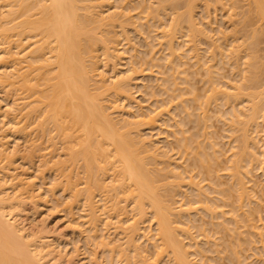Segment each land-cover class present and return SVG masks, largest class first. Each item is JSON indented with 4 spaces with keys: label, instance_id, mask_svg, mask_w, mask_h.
Wrapping results in <instances>:
<instances>
[{
    "label": "bare ground",
    "instance_id": "1",
    "mask_svg": "<svg viewBox=\"0 0 264 264\" xmlns=\"http://www.w3.org/2000/svg\"><path fill=\"white\" fill-rule=\"evenodd\" d=\"M84 1L85 4L83 3ZM89 1L92 2L89 3L88 0H0V89L5 94L7 93L5 96L12 94V99H9L11 101H8V104L6 102L4 110L0 113V117L8 119V125L6 122L7 129H5L8 134L3 133V131L0 133V161H4L0 165V175H4L0 176V264H102L100 260H97L96 250L101 255L103 254L108 264H251L253 260L251 257L254 254L255 260L253 261H256L257 264H264V225L260 226L255 223L256 220H260V202L258 203L257 199L252 200V196L256 192L254 185L257 184V180L255 179L256 181L250 186L251 179L249 178H253L251 173L257 170L264 180V93L262 92L264 88L259 91V93H263H260L261 95L257 94L258 91L256 93L244 92L246 93L245 97L243 93L244 88L247 87L248 90V82L252 83V80H256L258 83L254 82V86L250 84L251 90V87L254 89L257 86L261 87V83L264 82V75L262 76L261 74L263 72L261 68L264 69V66L262 67L260 62L261 67L259 66V58L255 60L257 52H254L257 49L253 52L254 47L257 44H261L259 39L261 41V36L264 35L262 34L264 33V0H150L149 2L148 0H146L147 2L138 0V4L132 0V5L134 6L132 10V5H129L131 2L128 4L131 7L126 5L131 0H124L125 2L121 0L124 5H122L123 3L120 0H116L118 4L116 7L120 8L123 6L124 11L122 12L119 9V11L117 10L118 12L115 11L117 7L112 12L113 6L111 9L108 8V10H111L107 11L108 13H104L103 9L99 8L101 5L103 7L108 5L106 0ZM104 1H106L107 5ZM142 1H145L144 4L148 3L142 6H146V9L151 4L147 9L149 11L152 8V3L155 9V3L156 5L158 4L157 8H159L156 9L157 11L162 9L161 12L156 11L155 15V11L151 10L152 12L150 13L153 14L152 16L155 19L161 20L162 17L160 15L164 16L166 10L169 12V15H167L169 16L168 25H165L167 24L166 16L163 26L161 25L160 27L164 29L166 26V28L170 27L172 30L166 29L167 31L169 30L168 33L162 30L160 36L157 35L164 40L162 45L166 46V48L164 47L168 52L165 53L166 57L168 54L179 58L178 56L181 54L186 55L190 52V48L183 50L180 49L179 43L175 44L174 33H177L178 30H180V33L185 32L182 35L189 37V39L186 38L187 41L195 38V40L201 38L207 41L208 32L210 31L207 30V27L202 26L205 22L198 21L196 17L200 8L201 11L206 12V20L209 13H211V9L213 12H216L217 9L222 11L226 3L228 10L230 9L229 13L226 12V8L224 10L228 17L233 19L236 16L234 23H238L235 25L240 24V29L242 28L245 33L249 32L248 35L244 32L243 34L240 33L243 36L241 37L240 35L239 38H242V40L248 38V40L244 39L241 41V44L245 42L242 45L237 42L238 45L236 46V38L233 34L234 32L236 35V27V32L232 31V33L227 35H221L220 40H225L224 43L229 42V39L230 43L235 42L233 46L235 51L233 48L230 49L232 47L230 44H227V46L230 45L227 49H230V51L228 53L223 52L222 48L220 52L221 48L219 47L222 42L215 43L219 39L213 40L217 45L220 43L219 46L212 43L209 46L211 48L214 46L211 49L212 56L219 54L223 57L222 55L225 53V57H231V59L234 57L231 61H233L235 66L232 67H236V71L241 68L242 72H240L241 74L239 73L240 75L238 74L240 77H237L239 80L235 85L227 84V87L224 86L225 88L219 87L223 83L219 85L218 82L216 83V79L211 82L212 77L210 76V79L208 78V81H210L208 86L211 88L209 90L210 95H207L208 97L206 98L207 104L208 100H212L215 103L216 100L220 101V99H224L223 101L226 105H230L231 102L233 103L240 98V103L244 99L247 102H245L247 107L244 109L247 112L243 111L244 107H241L242 109L237 107L239 106L238 101L235 102L236 105H234L235 103L231 105L237 108L231 107L233 108V110L230 109L231 112L229 109L225 110L228 113L226 115L228 116L227 119L230 118L228 122L230 126H228H232L231 129L228 127L231 131L228 128L227 130L233 133L235 131V133H229L231 136L233 135L230 137V139L232 138L231 140L228 139L229 143H232L228 150L230 153L225 155V157L223 156V159H221L222 157L219 159L218 155L222 152L217 153L218 150L214 147L215 143L213 141H209V145V142L206 141L207 139H204L206 136L201 135L202 133L199 134L203 136V139L196 141L193 137H197L198 135L196 136L195 133L198 134V132L190 131L195 135L191 133L189 135V131L186 134L184 131L187 129L182 130L183 128L180 132V128L177 130L179 134L176 131L174 132L176 135L174 137V147L176 149L174 154L169 155L166 153L167 151H164L165 149H163L164 152L161 151L160 147L151 139L147 141L148 139L140 131V126L152 125L156 121L154 112L143 111V113L140 112L137 115L135 111L137 116L133 117L134 110L129 108L131 111L128 109V111H125L123 110L125 109L124 106H118L120 99L129 100L132 98L129 93L131 79L133 78L132 74L131 72L130 75L112 71L111 76H106L108 72L99 67L98 60L103 55L104 58L102 57V59L106 60L105 63L110 62L113 66L115 59L121 57L120 54L122 55V52L116 48L119 41L117 39L118 29L123 28L124 33V28L126 27L127 31L125 32L127 33L129 31L128 27H130L127 25L132 24L133 26L134 24L137 30L141 27L142 32L144 31L143 29L149 26L151 30V24H148L149 26L147 27L146 23H151L153 17L146 13L145 8L141 7ZM239 2L242 4H239ZM125 5L127 8H125ZM139 5L141 8L138 7ZM137 7L140 9L136 13L138 15L140 13V16L135 15V12H133L135 14L130 13V10L132 12ZM237 8L241 11L235 12ZM126 10L127 12H125ZM141 14L144 16L148 15L147 17L149 18L151 16V20L148 21L149 18L146 17L144 18L147 20L143 19ZM132 15L136 16V20L137 18L139 19V21L137 20L138 25H136L135 16L133 17ZM142 19L144 23L147 21L145 23L146 27L141 23ZM157 19L152 21V23H155ZM258 21L263 22V25ZM158 22L159 25L160 22L162 23V21ZM208 23L204 25L208 26ZM255 23H259V28L261 27L262 31L258 27L255 30ZM154 25L156 24H153L152 29H156L157 26L154 27ZM116 26L117 28H115ZM136 26L139 27L137 28ZM249 26L251 29L246 31L245 28L249 29ZM253 26H255V29L252 30ZM103 29L104 32L102 34ZM212 29L209 30L212 31ZM242 29L238 31L240 32ZM114 30H116V33ZM98 31L101 34H98ZM139 32L142 33L140 30ZM239 32L237 33L239 34ZM259 33L261 35L258 36ZM124 38L127 39L128 37L124 36ZM124 38L123 42H125ZM176 41H178L177 38ZM208 41L210 40L208 39ZM150 43L152 42L148 44ZM126 44L124 46L121 45V47L126 48ZM98 49L102 50L101 54H98ZM128 49L130 50V48ZM148 50L152 51L150 47ZM180 50L182 51L181 54L179 53ZM224 50L226 51V49ZM240 50L241 53L244 52L246 54L242 56L239 53ZM231 51L235 54L231 55ZM135 52H137L136 48ZM151 55L150 58L148 57L149 59L147 58L148 55L144 57V60L151 61L154 64L153 67L158 66L159 63L156 64L153 61L155 58L151 57ZM167 58L166 60H168ZM241 58L244 60L242 61ZM103 60L101 63H103ZM142 60L143 58L141 62H143ZM238 61L239 63L242 62L240 63L241 65L238 64ZM144 62V65L147 64V70L150 66L149 69L151 71L152 65H149L150 63L147 61ZM256 62L259 71L257 67H254ZM105 63L103 66L108 65ZM169 66L171 65L169 64ZM209 66H206L205 71L207 74L211 72V66ZM237 66L238 68L240 66V68L238 69ZM254 73L258 77L261 75L259 80H257L258 77L256 76V78ZM173 75L176 77L174 73ZM175 80L173 78L169 82ZM179 81L181 82L180 79ZM167 82L168 80H166V85ZM213 83L219 86H215ZM243 85L245 87H242ZM165 88L168 92V88ZM174 90L175 88L171 91L174 92ZM179 91H182V89ZM173 94L175 95V93ZM242 94L245 98H242ZM110 95L115 98L109 99ZM174 95H172V101L174 100ZM177 95L174 98H177ZM117 99H119L118 104H116ZM163 102L165 101L163 100ZM246 104L244 105L246 106ZM186 106L188 107V105ZM121 107L123 108L121 109ZM129 107L132 108V106ZM155 111L157 113V110ZM191 112L189 111L188 115ZM220 113L223 114L224 111ZM192 115L194 116V113ZM138 116L139 119H137ZM191 116L190 119H192ZM140 117L143 118L140 119ZM199 122H197L198 126ZM195 128L197 129L198 127ZM7 138L8 141H10V138L13 141L10 148L8 147ZM19 139H22L25 143L20 144ZM43 139L49 141V144H45L49 148L52 147L50 149L52 152H54L53 147L58 145L59 149L63 150L62 158H59L58 155L55 160L52 157L53 155H51L50 157L47 156L49 160L46 159L45 153L41 151L46 148L44 143V146L41 144L44 141ZM194 141H196L195 144ZM192 142L193 144L191 145ZM217 143L216 146H219ZM206 144L213 151H207ZM211 145L212 147L210 148ZM54 149L56 151V148ZM158 149L159 152L157 151ZM39 152L44 153V155L42 156ZM166 154H168L167 159L164 157ZM159 156H163L162 160H165H160L162 157L160 158ZM14 159H20L24 164L27 163L29 165H34L38 161L39 164H37L36 171H43L41 170L42 167L47 168L51 161L50 159L52 161L55 160L52 162L53 166L50 164L52 168L50 172L54 175L55 172L53 173V171H56V177H60V179L56 178L57 180H55V176L52 177L53 179H50L52 180L50 182L51 185L46 189V192L52 196L56 192H60L61 195L68 198L65 202L68 208H73L74 205L81 212V215L79 214V218H83L81 226L86 225L85 230L89 233V239L84 244L87 247H93V249L89 248V251L87 250L88 256L85 261L80 259V261H75L78 259L77 254H73L74 252L68 254V251L66 252V249L60 246L61 243L60 241L58 242L60 234H58L59 236H53L54 233H51L44 226L45 224L41 223L42 226L39 227L38 224L33 223L34 220H30V217V221H28L27 216L29 213L30 215L35 213L34 205L37 202L35 194L38 191L34 193L35 190L32 188V184L35 186L34 181L31 183V178L27 177L23 169L19 173L13 172L17 168V166H14ZM39 166L41 167L40 169H38ZM253 186L255 189L252 188ZM258 186L263 188L262 183ZM260 191L258 188L257 192ZM69 209L71 210V208ZM149 219L153 222L151 230L154 232L151 234L147 232L146 234L144 233L147 230L145 228H149L150 225L145 226L144 222L146 221L147 223ZM78 225L80 226V223ZM78 225L74 228L71 226L72 230L77 228L81 233L82 227ZM85 230L82 229L84 233ZM148 230L151 231L150 228ZM255 234L258 235V238L254 240ZM251 243L256 245L261 243V246L257 245V247ZM149 244L152 245V250L150 249L151 247H148ZM145 247H148L153 254L147 255L150 250ZM247 249L250 251L255 250L259 256L254 253L255 251L251 253ZM206 253L211 254L208 255ZM249 257L250 259H247ZM250 261L251 263H249Z\"/></svg>",
    "mask_w": 264,
    "mask_h": 264
},
{
    "label": "rangeland",
    "instance_id": "2",
    "mask_svg": "<svg viewBox=\"0 0 264 264\" xmlns=\"http://www.w3.org/2000/svg\"><path fill=\"white\" fill-rule=\"evenodd\" d=\"M106 1H107V3H108V5H107V3H106ZM106 1H104L105 3H106V5L107 6H102L101 5V7H99L100 9H103L102 11H104V13H108L107 11H111L110 9L112 8V12L118 7H116V5H118L117 4V1L116 0H106ZM109 1V2H108ZM121 1V0H120ZM124 1V0H123ZM123 1H121L122 3H123ZM126 1H128V0H126ZM135 2L134 3H137L138 4V0H134ZM146 1V0H145ZM145 1L143 2L142 1V3L143 4H141V7L142 6H144V5H147V4H144L145 3ZM150 0H148V2H149ZM243 1V0H242ZM241 1V2H242ZM88 2L90 3V2H92V1H89L88 0ZM94 3H96L95 1H93ZM121 2H119L120 4H122ZM125 2V1H124ZM131 2V4H129ZM140 3H141V1H139ZM147 2V1H146ZM241 2H239V4L241 3ZM84 4H85V1L83 2ZM87 3V2H86ZM132 3H133V1L131 0V1H128V3L126 4V5H132ZM243 3V2H242ZM241 3V4H242ZM109 5H111L110 7H109ZM122 5H124V3L122 4ZM125 5V6H126ZM128 5V7H131V6H129ZM151 4H149V6H150ZM154 4L152 3V8L154 7L153 6ZM120 6V5H119ZM137 6V5H136ZM135 6V7H136ZM149 6L147 7V9L149 8ZM155 6H156V9H158L157 8V6H158V4L156 5V3H155ZM138 7H140V5L138 6ZM137 7V8H138ZM140 7V8H141ZM106 8V9H105ZM108 8H110L109 10H108ZM120 8H122V9H120ZM118 7L115 11H117L118 9L119 10H121L122 12L124 11L123 10V6H121V7ZM125 8H127V6L125 7ZM134 8V6L132 5V7H131V10ZM137 8H135V9H137ZM140 8H138L137 10H135L134 9V11H132L131 12V10H130V13L131 14H135ZM143 9L145 8L146 9V6L145 7H142ZM151 8V7H150ZM151 8V10H153V12H154V15L157 13V12H161V7H160V9L161 10H159V11H157L155 8H153L152 9ZM225 8H226V12L227 13H229L230 11V9L228 10V5L225 3ZM225 8H224V10H225ZM244 8H245V6H244ZM130 9V8H129ZM146 9V13L148 14L149 13V15H153V14H151L150 12H152L151 10L149 11V10H147ZM155 9V10H154ZM241 9V8H240ZM106 10V11H105ZM118 10V11H119ZM220 10V9H219ZM224 10H222V11H218V9H217V11H218V13H217V11L216 12H213V10L211 9V13H209V16H210V18H209V16H208V18H206V20H205V13L206 12H204V11H201V8L198 10V13H197V15H196V17H197V19H198V21H200V22H205L204 24H206V23H208L207 25L208 26H206V25H202L203 27H207V30L208 31H210V32H208V39L210 40V41H208V39H207V41L206 40H204V39H197V40H192L191 39V41H187V39L186 38H188L189 39V37L187 36H183L182 35V33L184 32L183 30V32L182 33H180L179 31L180 30H178L177 31V33H174L175 35V39H174V41L176 42L175 44H177V43H179V45L181 46V48L180 49H187V48H190V52H188V54H186V55H182L181 53H182V51L180 50L179 51V53L181 54H179L180 56H178L179 58H177L175 55H173V56H170V55H168L167 54V57H166V54L165 53H168L167 51H166V46L165 45H162L163 43H162V41H164L162 38H160L159 36H160V33L162 32V30L163 31H167L166 29H170V27H167L166 28V26L168 25V22H167V20L169 19V16H167V15H169V12H168V10H166L165 12L166 13H168V14H166L165 12H164V16H162V14L160 15L161 17H162V19L161 20H158L157 18V21L154 23H152V21H155L156 19L154 18H152V20H151V16H150V18L149 17H147V16H144V15H142L141 14V17H143V19H146V18H149V20L148 21H150L151 20V23L149 22V23H146L147 25V27L151 24V30H150V26L148 27V28H145V29H143L144 31L142 32V28L140 29H136L135 28V25L133 24V26H132V24L131 25H127V26H130V27H128V32H131V33H129L128 34V32L126 33L125 31H127V28L125 29L124 28V33H125V35H124V33H123V28L121 29L120 27H118V28H120V29H118V31H117V35H118V40L120 41H118V46L116 47V48H118L119 49V51H121L122 52V55L120 54V56L121 57H119V58H116L115 59V64H114V62H113V66H115V67H113L111 64H110V62H108V63H105L106 62V60H103L102 59V57L104 58V56L102 55V56H100V60H98V62H99V67H102L103 69H105V70H107V72H108V74H106V76H111L110 74H112L113 72H119V73H122V74H130V72H131V74H132V79H131V85H130V89H129V93H130V96L133 98H131V99H129V100H124V99H120V104H118L119 103V99H117L118 101H116L117 103L116 104H118V106H124V108L125 109H123V110H125V111H128V110H134V116L133 117H136L137 115H138V113L140 114V112H142L143 113V111L144 112H148V111H153L154 112V114H155V116H154V118H155V120L156 121H154V123H152V125H147V126H140V131H141V134L143 135V136H145L148 140L147 141H150V139H151V141H153L155 144H157V146H159L160 148V150L161 151H163V149H165L164 151L166 152V153H168L169 155L171 154H174V152L176 151V149H175V147H174V143H175V138L174 137H176V135L174 134V132L176 131V132H178L177 130L180 128V130H179V132L181 131V129L182 130H185V129H187V130H185L184 132L186 133V134H188L189 133V135H190V133L192 134V132H190V131H196V132H198V134L197 133H195L196 134V136L198 137V139H197V137H193V139L195 140L196 139V141L197 140H199V139H203V136H200V134L201 135H205L206 137H204V139L206 140V141H213V143H215L214 145V147L216 148V150H218L217 151V153H219V152H222L221 154H222V156H221V154H219L218 156H219V159H220V157H222L221 159H223L224 157H225V155H228V153H230V152H228V150L230 149V147L229 146H231V142L229 143V140H231L230 139V137H232L230 134H232L233 132H228V130H229V128L231 129V127H229L230 125H229V120H230V118H228L227 119V117L228 116H226V115H228V113H226V111L229 109V111L231 112V110L230 109H232L233 110V108H231V107H233L234 105H236V103L235 102H239V106H237V107H239V108H243V111H244V109H245V107H247V102L245 101V99H244V101L242 102L241 101V103H240V101L239 100H241V98L238 100V99H236L237 101H235V102H229L230 103V105L229 104H224V99L223 100H221L220 99V101L219 100H216L215 101V103H214V101L212 102V100H208V104H207V95H210V86H208L209 85V83H210V81H208V78L210 79V76L212 77L211 78V82H212V80L213 81H215V79H216V83L218 82L219 83V85L221 84V83H223V85L221 84L220 86L218 85V84H215V83H213L215 86L216 85H218L219 87H221V88H223L224 86H226L227 87V84L228 85H235L236 84V82H238V78L240 77L239 75L241 74L240 72H242V69L240 68V66H239V68H238V66H237V68L239 69V71H236V67H232V66H235L234 64H233V61H231V60H233V58L231 59V57L230 58H228V57H225V53H224V55H222L223 57H221V55H219V54H217V56L216 55H211L212 53V50L211 49H213L214 48V46H213V48H211V47H209V46H211L212 44L213 45H216V46H219L220 45V43H221V45H220V47L219 48H221V50H220V52L222 51V48H223V52H226V53H228V51H230V49H232L233 48V50L235 51V49H234V43L236 42V44H235V46L236 45H238V44H241L240 42L241 41H243L244 39L245 40H248V38L246 39V38H244L243 40H242V38H239L240 37V35H241V37L243 36L242 34H243V32L245 33V31H243V29H242V31H238V30H241L240 29V26L239 25H235V24H237V23H234L235 22V20H236V16L235 17H233V19L232 18H229L228 17V14H226V12L224 11ZM238 10V11H237ZM117 11V12H118ZM129 11V10H128ZM142 11H144V10H142ZM141 11V12H142ZM148 11V12H147ZM157 11V12H156ZM239 11H241V10H239L238 8L235 10V12H239ZM125 12H127V10L125 11ZM133 12H135V13H133ZM202 12V13H201ZM103 13V14H104ZM142 13H144V12H142ZM145 13V14H146ZM163 13V12H162ZM200 13V14H199ZM131 14H129V15H131ZM203 14V15H202ZM208 14V13H207ZM213 14V15H212ZM105 15V14H104ZM135 15H138V13H136ZM135 15H132L133 17L135 16ZM212 15V16H211ZM215 15V16H214ZM138 16H140V13H139V15ZM166 16H167V18H166ZM171 16H172V14H171ZM227 16V17H226ZM132 17V18H133ZM144 17H146V18H144ZM156 17V16H155ZM161 17H158V18H161ZM199 17H200V19H199ZM202 17V18H201ZM213 17V18H212ZM238 17V16H237ZM165 18H166V22H167V24H165L166 26H165V28L163 29V27L161 28L160 26L163 24V22L165 21ZM229 18V19H228ZM143 19L141 20V23H143L144 25V27H146L145 26V23L143 22ZM210 20V21H208V20ZM235 19V20H234ZM133 21H134V18L132 19ZM137 20L139 21V19L137 18ZM137 20H136V16H135V21H136V25H138L137 23ZM147 20V19H146ZM231 20V21H230ZM145 21V20H144ZM158 21H162V23L160 22V25H159V22ZM213 21V22H212ZM157 22H158V25H157ZM258 22H260V21H258ZM211 23V24H210ZM252 23V22H251ZM149 24V25H148ZM153 24H156V25H154V27L155 26H157L156 27V29H152L153 27ZM233 26H232V25ZM260 24H262L263 25V22L261 23L260 22ZM210 25V26H209ZM252 25V24H251ZM255 26H253V28H252V30L253 29H255V30H257V27L259 28V23H255L254 24ZM159 26V27H158ZM163 26V25H162ZM137 28L139 27V26H136ZM213 29H212V28ZM237 28V32H239V34L236 32V28ZM252 27V26H251ZM255 27V28H254ZM114 28V27H113ZM115 28H117V26L115 27ZM133 28V29H132ZM134 28H135V30L136 31H138L137 32V34H136V31L134 30ZM234 28V29H233ZM261 28V27H260ZM259 28V30L260 31H262L261 29ZM99 29V28H98ZM97 29V30H98ZM158 29V30H157ZM209 29H212V31L211 30H209ZM219 29V30H218ZM221 29V30H220ZM251 28H250V26H249V29H247V28H245V30L246 31H249ZM96 30V31H97ZM117 30V29H116ZM116 30H114L115 31V33H116ZM120 30H121V32H120ZM133 30V31H132ZM139 30L142 32V33H140L139 32ZM147 30V31H146ZM149 30V31H148ZM153 30V31H152ZM170 30H172V29H170ZM218 30V31H217ZM99 31L101 32V30L99 29ZM98 31V34H101L100 32ZM223 31V32H222ZM232 31H235L236 32V35H235V33L233 32V34H234V37L236 38V41L235 42H232V43H230L231 41H230V39H229V42H227V43H224V41L225 40H223V39H221L220 40V38L223 36L222 34H225V35H227V34H229V33H232ZM103 32H104V29L102 30V34H103ZM148 32V33H147ZM169 32V30L166 32V33H168ZM171 32V31H170ZM221 32V33H220ZM258 32V31H257ZM120 35H119V34ZM141 35H140V34ZM146 34V36H145V34ZM185 33V32H184ZM240 33H242V34H240ZM248 33L249 32H247V33H245L246 35H248ZM261 33V32H260ZM258 34V36L259 35H261V34ZM144 34V35H143ZM149 34V35H148ZM152 34V35H151ZM180 34V35H179ZM244 34V36L245 37H247L246 35ZM262 34H264V33H262ZM157 35H159V36H157ZM209 35H210V37H209ZM222 35V36H221ZM251 35V34H250ZM257 35V34H256ZM115 36H116V34H115ZM124 36L125 37H128L127 39L126 38H124ZM141 36V37H140ZM145 36V37H144ZM147 36H149L148 38H147ZM218 36H219V38H218ZM258 36H257V38H258ZM117 37V36H116ZM122 39H121V38ZM237 37H238V40H240V41H238L237 40ZM248 37H250V36H248ZM256 37V36H255ZM262 37V39H261V41H260V39H259V42L261 43V44H257L258 43V41H256L257 43H255V44H257V46L256 47H259V48H256V47H254V49H253V52L257 49V51H255L254 53H256L257 54V56L256 55H254V56H256V58H255V60H258V58H259V60H258V63L260 62L261 63V65H262V67L264 66V35L263 36H261ZM123 38L125 39L124 41L125 42H123ZM176 38H177V40L178 41H176ZM146 39V40H145ZM160 39V40H159ZM219 39V41H215V40H218ZM250 39V38H249ZM126 40H128V41H126ZM129 40H130V42H129ZM152 40V41H151ZM185 40H186V42H185ZM215 41V43H217V42H220V43H218L219 45H217V44H215L214 43V41ZM147 41V42H146ZM159 41V42H158ZM161 41V42H160ZM199 41V42H198ZM205 41V42H204ZM213 41V42H212ZM226 41H228V40H226ZM149 42H152V43H150V44H148ZM184 42H185V44H184ZM237 42H238V44H237ZM120 43V44H119ZM126 44V48H124L123 46ZM129 43H130V46H129ZM155 43H156V45H155ZM161 43V44H160ZM208 43H209V45H208ZM212 43V44H211ZM243 43H245V42H243ZM242 43V44H243ZM154 44V45H153ZM183 44V45H182ZM192 44V45H191ZM206 44V45H205ZM211 44V45H210ZM227 44H230L232 47L229 49V50H227L228 49V47L230 46V45H228L227 46ZM241 44V45H242ZM121 45H123L122 47H121ZM153 45V46H152ZM195 45V46H194ZM127 46H129V47H127ZM131 46H133V47H131ZM152 46V47H151ZM222 46V47H221ZM227 46V47H226ZM136 48V50H137V52H135V48ZM149 47L152 49V51L151 50H148L149 49ZM153 47H154V49H153ZM165 47V48H164ZM194 47V48H193ZM198 47V48H197ZM123 48H124V51H123ZM128 48H130V50L128 49ZM132 48V49H131ZM209 48V49H208ZM125 49H127L126 51H125ZM165 49V50H164ZM193 49V50H192ZM196 49V50H195ZM224 49H226V51L224 50ZM258 49H260V50H258ZM140 50V51H139ZM144 50V52H142ZM243 50V49H242ZM98 52V54H101V49H98L97 50ZM147 51H149V52H147ZM162 51V52H161ZM169 51V50H168ZM192 51V52H191ZM243 51H245V50H243ZM260 51V52H259ZM124 52H126V53H124ZM156 53V54H154V53ZM194 52H195V54H194ZM232 52V51H231ZM247 52V51H246ZM124 53V54H123ZM129 53H131V54H129ZM145 53H147V54H145ZM149 53V54H148ZM153 53V54H152ZM191 53V54H190ZM207 53V54H206ZM210 53V54H209ZM230 53V52H229ZM240 54H242V56L243 55H245L244 54V52H242L241 53V50H240V52H239ZM253 53V54H254ZM139 54V55H138ZM152 54V55H151ZM160 54V55H159ZM199 54H201V55H199ZM222 54V53H221ZM233 54H235V53H231V55H233ZM239 54V55H240ZM261 54V55H260ZM130 55H132V56H130ZM148 55V56H147ZM150 55H151V57H153V58H155V60L153 59V61L156 63V64H158L159 63V65L158 66H154L153 67V65L154 64H152L151 63V61L149 62L148 60H144L145 58L144 57H146L147 56V58L149 57L150 58ZM157 55V56H156ZM162 55V56H161ZM164 55H165V57H164ZM191 55H193V56H191ZM195 55V56H194ZM197 55H198V60H197ZM227 55V54H226ZM161 56V57H160ZM191 56V57H190ZM176 57V58H175ZM190 57V58H189ZM213 57V58H212ZM263 57V58H262ZM143 58V62H141V59ZM148 58V59H149ZM163 58V59H162ZM166 58L168 59V60H166ZM211 58V59H210ZM222 58V59H221ZM243 58V57H242ZM242 58H241V60H242ZM160 59V60H159ZM171 59H174V60H172L171 61ZM181 61H180V60ZM229 59V60H228ZM102 60H103V63H101L102 62ZM151 60V59H150ZM159 60V61H158ZM166 60V61H165ZM176 60H178V61H176ZM213 60V61H212ZM219 60V61H218ZM240 60V61H241ZM244 60V59H243ZM242 60V61H243ZM144 61H147V62H149L148 64L149 65H152V68H151V71H150V66L148 67V70H147V68H146V65L147 64H145L144 65ZM152 61V62H153ZM183 61V62H182ZM197 61V62H196ZM262 61V62H261ZM117 62V63H116ZM132 62V63H131ZM142 64H141V63ZM153 62V63H154ZM170 62V63H169ZM232 62V63H231ZM104 63L105 64H108L107 66H103L104 65ZM182 63V64H181ZM240 63H242V62H240ZM239 63V61H238V64H240ZM260 63H259V66H260ZM133 64V65H132ZM155 64V65H156ZM169 64L172 66V68H171V66H169ZM196 64V65H195ZM208 64V65H207ZM212 64V65H211ZM213 64H214V66H213ZM231 64V65H230ZM170 67H168V66ZM180 65V66H179ZM211 67H210V66ZM241 65V64H240ZM167 66V67H166ZM206 66L208 67H210V70H211V72L209 73L208 72V74L206 73ZM135 67V68H134ZM165 67H166V69H165ZM173 67H176V68H173ZM213 67V68H212ZM255 68L257 67V62H256V66H254ZM261 67V66H260ZM102 68H99V69H102ZM134 70H138V71H133L132 69ZM145 68V69H144ZM184 68V69H183ZM205 68V69H204ZM215 68V69H214ZM232 68V69H231ZM254 68V69H255ZM173 69V70H172ZM213 69H214V71H213ZM237 69V70H238ZM252 69V68H251ZM250 69V70H251ZM260 69V68H259ZM127 70V71H126ZM142 70V71H141ZM157 70H159L158 72H157ZM175 70V71H174ZM241 70V71H240ZM256 70V69H255ZM255 70H253V71H255ZM257 70H258V67H257ZM256 70V71H257ZM263 70V72L261 73V71ZM113 71V72H112ZM129 71V72H128ZM161 71V72H160ZM169 71H170V73H169ZM172 71H174V72H172ZM179 71V72H178ZM188 73H187V72ZM253 71H251V72H253ZM259 71V70H258ZM261 71H260V73L262 74V76L264 75V69L263 68H261ZM106 72V73H107ZM163 72V73H162ZM166 72H167V75H166ZM176 72H178V73H176ZM135 73V74H134ZM169 73V74H168ZM173 73L176 75V77L173 75ZM240 73V74H239ZM257 73V72H256ZM130 74V75H131ZM187 74V75H186ZM189 74V75H188ZM210 74V75H209ZM214 74H216V75H214ZM239 74V75H238ZM253 74V73H252ZM258 74V73H257ZM129 75V76H130ZM169 75H170V77H169ZM172 75V76H171ZM185 75V76H184ZM254 75H255V73H254ZM165 76H167V77H165ZM180 76V77H179ZM251 76H253V75H251ZM257 75H255V77H256ZM260 76L261 75H259V77H258V79L257 80H259L260 79ZM157 77V78H156ZM238 77V78H237ZM256 77V78H257ZM264 77V76H263ZM156 78V79H155ZM165 79L164 81H163V79ZM170 78V79H169ZM173 78H174V80L176 81H173V82H169V81H172L173 80ZM183 78V79H182ZM179 79L181 80V82L183 83H181L180 81H179ZM189 79V80H188ZM255 79V78H254ZM263 79V78H262ZM166 80H168V82H167V85L169 84V86H167L165 83H166ZM183 80V81H182ZM186 80H187V82H186ZM237 80V81H236ZM264 80V79H263ZM161 81V82H160ZM232 81V82H231ZM235 83H234V82ZM253 81V82H252ZM251 82L252 83H250V82H246L247 84H248V90H247V87L246 88H244L243 90V93L244 92H246V93H248V92H251V93H253V92H257L258 91V93L257 94H263L264 93V89H263V93L262 92H260L259 93V91L262 89V88H264V86H263V83H261V84H259V85H261V87L259 86H257V87H255V89L253 88V87H251L252 88V90L250 89V87H249V85L251 84V86L253 85L254 86V82L255 83H257L256 82V80L254 81V80H252ZM178 82H179V84H178ZM189 82H190V84H189ZM164 85H163V84ZM174 83H177V84H174ZM186 83V84H185ZM173 84V86H171ZM258 84V83H257ZM163 85V86H162ZM166 85V86H165ZM188 85V86H187ZM211 85V84H210ZM205 86H206V88H205ZM209 87V89H208V87ZM247 86V85H246ZM255 86H256V84H255ZM165 87H169L168 88V92L169 91H171L172 89H174L175 88V90H174V92L173 91H171V92H173V93H175V95L173 94V93H171V92H167V90H166V88ZM242 87H245L244 85L242 86ZM157 88V89H156ZM165 88V89H164ZM171 88V89H170ZM177 88V89H176ZM178 88H180V89H182V91H179L180 89H178ZM196 88V89H195ZM204 88V89H203ZM225 88V87H224ZM153 89H155V90H153ZM170 89V90H169ZM195 89V90H194ZM247 91H246V90ZM158 90V91H157ZM191 90V91H190ZM204 90H205V92H204ZM153 91V92H152ZM159 93H157V92ZM3 92V93H2ZM151 92V93H150ZM163 92V93H162ZM178 92V93H177ZM196 92V93H195ZM208 92V93H207ZM157 93V94H156ZM198 93V95L196 96V94ZM246 93H244L245 94V97H246ZM7 94V93H6ZM5 94V92L2 90V89H0V113L2 112V110H4V108H5V106H6V102H7V104H8V101H11V100H9L10 98L12 99V94L10 93L9 95H7V96H5L6 95ZM151 94H152V96H151ZM156 94V95H155ZM167 96H166V95ZM174 95V97H176V95H177V98H174L173 97V101H172V95ZM193 94H195L194 96H193ZM201 94V95H200ZM204 94H205V96H204ZM260 94V95H261ZM14 95V94H13ZM150 95V96H149ZM153 95H155V96H153ZM158 95H162V96H158ZM168 95H169V97H168ZM264 95V94H263ZM4 96V97H3ZM9 96V97H8ZM111 97L109 98V96H107V98H109V99H114L115 97L113 96V95H110ZM192 96V97H191ZM196 96V98H194ZM204 98H203V97ZM113 97V98H112ZM166 97H167V99H166ZM244 97V95L242 94V98H245ZM155 98H157V99H155ZM169 98H170V100H169ZM190 100H189V99ZM194 99V100H193ZM121 100H123L122 102H121ZM131 100V101H130ZM163 100L165 101V102H163ZM232 100V99H231ZM128 102V103H126V102ZM159 101V102H158ZM179 101V102H178ZM182 101V102H181ZM187 101V102H186ZM204 101V102H203ZM222 101H223V103H222ZM233 101V100H232ZM124 102V103H123ZM155 102V103H154ZM178 102V103H177ZM203 102V104H201ZM219 102H221V103H219ZM228 102V101H227ZM246 102V103H245ZM10 103V102H9ZM159 103H161V104H159ZM199 103H200V107H199ZM226 103V102H225ZM235 103V104H234ZM246 104V106L244 105V104ZM122 104V105H121ZM137 104V105H136ZM178 106H177V105ZM180 104V105H179ZM207 104V105H206ZM217 106H216V105ZM232 104H234L233 106H231ZM135 105V106H134ZM162 105V106H161ZM183 105V106H182ZM184 105H185V107H184ZM186 105H188V107L186 106ZM220 105V106H219ZM243 105V106H242ZM129 106H132V108L131 107H129ZM137 106V107H136ZM142 106V107H141ZM177 106V107H176ZM201 106H202V108H201ZM204 106V107H203ZM222 106V107H221ZM225 106H227V107H229V108H227V107H225ZM235 107V106H234ZM237 107H235V108H237ZM123 107H121V109H122ZM130 108V109H129ZM137 108V109H136ZM140 108V110H138ZM153 108H154V110H153ZM185 108V109H184ZM187 108H189V109H187ZM206 108V109H205ZM241 108V109H242ZM128 109V110H127ZM136 109V110H135ZM146 109V110H145ZM148 109V110H147ZM151 109V110H150ZM159 109V110H158ZM222 109V110H221ZM130 110V111H131ZM155 110H157V113H156V111ZM226 110V111H225ZM135 111H136V114H135ZM189 111H192L193 113H194V116L196 117H194L193 115L191 116V114H193L192 112L190 113V115H188V113H189ZM223 111H224V113H223ZM220 112H222L223 114H221ZM244 112H247L246 110L244 111ZM126 113V112H125ZM124 113V115H126ZM200 115H199V114ZM116 114V113H115ZM115 114H114V116H115ZM136 115V116H135ZM221 115H222V117H221ZM224 115V116H223ZM190 116H191V118L192 119H190ZM200 116V117H199ZM206 116V117H205ZM217 116V117H216ZM185 117V118H184ZM207 118V119H205V118ZM224 118V119H221V118ZM141 118H143V117H140V119ZM157 118V119H156ZM189 118V119H188ZM198 118H200V120H202V121H200V120H198ZM3 119V120H2ZM137 119H139V116L137 117ZM146 119V118H145ZM187 121H186V120ZM194 119V120H193ZM181 120V121H180ZM183 120V121H182ZM194 122H193V121ZM2 121H3V124H4V121H5V126H6V128H5V126L3 127V124H2ZM8 119L7 118H2V117H0V133H1V131H3V133H7L6 131H5V129H7V125H8ZM178 123H177V122ZM199 122V126L197 125L198 123L197 122ZM226 121V122H225ZM6 122H7V125H6ZM188 122V123H187ZM202 122H204V123H202ZM184 123V124H183ZM207 123V124H206ZM177 124V125H176ZM196 124V125H195ZM203 124V125H202ZM223 125H225V126H223ZM229 125V126H228ZM239 125V124H238ZM237 125V126H238ZM31 126V125H30ZM192 126H194V127H192ZM195 127H198L197 129L195 128ZM204 127H206L205 129H204ZM229 127V128H228ZM193 128V129H192ZM201 128V129H200ZM227 128H228V130H227ZM238 128V127H237ZM4 129V130H3ZM139 129V128H138ZM189 129V130H188ZM203 129V130H202ZM234 129H236V128H234ZM197 130H199V131H197ZM226 130V131H225ZM5 131V132H4ZM189 131V132H188ZM201 131V132H200ZM207 131H209L208 133H207ZM229 131H231V130H229ZM29 132V131H28ZM179 132L177 133V134H179ZM183 132V131H182ZM188 132V133H187ZM184 133V135L186 136V134ZM200 133V134H199ZM210 133H211V135H210ZM230 133V134H229ZM234 133H235V131H234ZM233 133V134H234ZM8 134V133H7ZM173 134V135H172ZM194 134V133H193ZM192 134V135H193ZM194 134V135H195ZM215 134V135H214ZM227 134H229V136H227ZM150 135V136H149ZM181 135V134H180ZM207 135H208V138H207ZM226 135V136H225ZM9 136V135H8ZM11 137V136H10ZM177 137H179V136H177ZM209 137H211V138H209ZM9 138V137H8ZM8 138L6 139L7 141H8ZM40 139H42V138H40ZM39 139V140H40ZM229 139V140H228ZM44 140V139H43ZM43 140H41V141H43ZM174 141V142H173ZM196 141H194V144H195V142ZM201 141V140H200ZM203 141V140H202ZM214 141H216V142H218L217 143V145H219V146H216V142H214ZM9 142V144H8V147L10 148V146L13 144V141H12V138H10V141H8ZM12 142V143H11ZM24 141L22 140V139H19V143L20 144H24L23 143ZM40 142V141H39ZM49 141H47V140H44L41 144L43 145V143H44V145H45V147L46 148H44V151L43 150H41L42 152H44L45 153V155H44V153H42V152H39V153H41L42 154V156L44 155L45 157H50L51 155H53L52 157L53 158H55L56 156L58 157V155H59V158H62V156L61 155H63V150H61V148L59 149V146L58 145H56V146H54L53 147V150H54V152H52V150H50L52 147H47L48 145H46L47 143H48ZM158 142V143H157ZM204 142V141H203ZM210 142H209V145H210ZM46 143V144H45ZM205 143H207V142H205ZM230 145H229V144ZM49 144V143H48ZM193 144V142L191 143V145ZM228 144V145H227ZM41 145V146H42ZM43 145V146H44ZM203 145V144H202ZM57 146H58V148H57ZM176 146V145H175ZM194 146V145H193ZM204 146V145H203ZM206 146H207V151L209 150V152H210V150L211 149H209L208 148V145L206 144ZM205 146V147H206ZM225 146V147H224ZM169 147V148H168ZM212 147V145L210 146V148ZM213 147V148H214ZM217 147H219V148H221L220 150H219V148L217 149ZM49 148V149H48ZM54 148H56V151H55V149ZM167 148V149H166ZM224 148V149H223ZM226 148H228L227 150H226ZM159 149L157 150L158 152H159ZM205 149V150H206ZM61 150V151H60ZM215 150V149H214ZM222 150V151H221ZM60 151V152H59ZM163 151V152H164ZM211 151H213V150H211ZM227 151V152H226ZM49 152H50V154H49ZM47 153V154H46ZM58 153H61V154H58ZM217 153H216V155H217ZM225 153V154H224ZM168 154H166V156H164L165 157V159H167L166 157H167V155ZM224 156V157H223ZM45 157H43V158H45ZM48 157L46 158V159H48ZM64 157V156H63ZM161 159L160 160H162L164 157L163 156H159ZM52 158V159H53ZM52 159H50L51 161L49 162V164L47 165V168L48 167H50L51 165L53 166V161H55L56 160V158H55V160H53L52 161ZM164 159V160H165ZM19 160V161H18ZM18 160H15L14 159V166H17V168L13 171V172H16V173H19V172H21L20 170L21 169H23L24 170V172H26V175H27V177L30 179L31 178V183H33V181H34V184H35V186L32 184V188L35 190L34 191V193L36 192L37 193V191H38V193L37 194H35L36 195V197H35V199H36V204L34 205L35 207V213L34 214H31L30 215V213H29V215L26 213V215H28L27 217H28V221H30L31 219H32V221L34 220V224H38L39 225V227L40 226H42V224H45L44 226L45 227H47L48 229H49V231L52 233H54V235L53 236H56V235H58V234H60V238L58 239V242L60 241V246H62V247H64V249H66V252L68 251V254L69 253H72V252H74L73 254H77V257H78V259L77 260H75V261H78L79 259L80 260H83V261H85L87 258V256H88V251H89V248H91V249H93V247H87L84 243L86 242V240H88L89 238H88V235H89V233H87L86 232V225H84V226H81L82 224H81V222L83 221V218H79V216L81 215V212L79 211V209L76 207V206H74L73 205V208L72 207H69V208H71V210L68 208V206L66 205V201L68 200V198L67 197H64L63 195H61L60 194V192H56V190H54V189H56V188H54L55 186H53V191H55L56 193L55 194H53L54 196H52L50 193H47L46 192V189L51 185V181L52 180H50V179H53L52 177H54V179L55 180H57V179H60V177L59 178H57L56 177V171H53V173H54V175L52 174V172H50V170L52 169L51 167L49 168V170H47V168L45 167H42V169L41 170H43V171H40V170H38V171H36L37 169V164H39V162L38 161H36L35 162V164L34 165H29V164H27V163H23V161H21L20 159H18ZM49 160V159H48ZM164 160H162V161H164ZM3 161V160H2ZM2 161H0V165H2L3 164V162ZM2 162V163H1ZM21 162V163H20ZM19 164V165H18ZM51 164V165H50ZM161 164H163V163H161ZM21 165V166H20ZM164 165V164H163ZM25 166V167H24ZM158 166V165H157ZM21 167V168H20ZM159 167V166H158ZM41 167L39 166L38 167V169H40ZM44 168V169H43ZM36 169V170H35ZM19 170V171H18ZM28 170V171H27ZM45 171V172H44ZM39 172H42V173H39ZM258 173H259V176H258ZM1 174V173H0ZM42 174V175H41ZM52 174V175H51ZM257 174V175H256ZM1 177L2 176H4L3 174L2 175H0ZM37 176H39V177H37ZM249 176H250V174H249ZM251 176L254 178V180H253V178H251V177H249L250 179H251V182H250V186H251V184L252 183H254V181H256V185H254L255 186V188L257 189H255L254 188V186L252 187V188H254L255 189V194H257V195H253L252 196V200H255V199H257V201H258V203H259V205H260V207H259V213H261V215L258 213V215H260V220L258 219V220H256L255 221V223H258L257 225H264V180L262 179V176L260 175V172L259 171H255L254 170V172H252L251 173ZM256 176V177H255ZM50 177V178H49ZM5 178V177H4ZM41 178H42V180H41ZM57 178V179H56ZM256 179V180H255ZM261 181V182H260ZM44 183V184H43ZM261 185V183H262V185H263V188H262V186H258L259 184ZM161 184V183H160ZM259 188V191L260 192H257L258 191V188ZM52 187V186H51ZM260 187H261V189H260ZM39 195V196H38ZM255 196V197H254ZM53 198V199H52ZM66 199V200H65ZM53 200V201H52ZM70 202V201H69ZM68 202V203H69ZM262 203V204H261ZM29 205V204H28ZM41 205V206H40ZM30 206V205H29ZM262 206V207H261ZM27 208H28V206H26ZM26 208V209H27ZM262 208V209H261ZM27 210H30V209H27ZM31 211V210H30ZM38 211V212H37ZM80 214V215H79ZM127 215H129L128 213H127ZM25 216V215H24ZM193 216V215H192ZM29 217H30V220H29ZM196 217V216H195ZM78 218V219H77ZM36 219V220H35ZM74 219H77V220H74ZM257 219V218H256ZM40 220V221H39ZM72 220H74V221H72ZM42 221V222H41ZM76 221V222H75ZM39 222V223H38ZM149 222V223H148ZM42 223V224H41ZM78 223H80V226L78 225ZM254 223V224H255ZM76 224V225H75ZM144 224H145V226H149V228H150V230H151V228H153V225H151V224H153V222L152 221H150V219L147 221V223H146V221L144 222ZM143 224V225H144ZM37 225V226H38ZM77 225L79 226V227H82L81 228V233H80V231L79 230H77V228L75 229V230H72V227L74 228L75 226L77 227ZM72 226V227H71ZM38 227V228H39ZM143 228H144V226H143ZM149 228H145V229H149ZM261 228V227H260ZM259 228V229H260ZM82 229H84L85 230V233L82 231ZM255 229H257V228H255ZM146 230V232L144 231V233H146L147 234V232H148V234L150 233H153L154 231H147ZM264 230V229H263ZM263 230L262 229H260V231L261 232H263ZM254 231V230H253ZM255 232H257L256 230H255ZM260 232V233H261ZM81 234V235H80ZM145 234V235H146ZM86 235V236H85ZM255 235H256V237H255ZM254 235V240H255V238H258V235L257 234H255ZM59 236V235H58ZM81 236V237H80ZM144 239V238H143ZM254 243H255V241H254ZM253 243V244H254ZM258 243V242H257ZM88 244H89V242H88ZM151 244V243H150ZM148 245V247L152 250V245ZM252 244V243H251ZM252 244V245H253ZM86 247H85V246ZM244 245H246V244H244ZM256 244H254V246H255ZM257 245H259V244H257ZM256 245V246H257ZM259 246H261V243H260V245ZM148 247H145L147 250H150V249H148ZM204 247H206V246H204ZM203 247V248H204ZM244 247H248V246H244ZM258 247V246H257ZM73 248H74V251H73ZM88 250V251H87ZM151 250H150V252H147V255H150V253L151 254H153V252H151ZM247 250H249V249H247ZM255 251V250H254ZM254 251H250L249 250V252H254ZM259 251V250H258ZM76 252V253H75ZM246 252V251H245ZM95 253H96V255H97V260L99 261H101L100 263H102V264H108L107 262H106V259L104 258V256H103V254L101 255V253L100 252H97V250L95 251ZM98 253V254H97ZM247 253H248V251H247ZM254 253H256V254H258V252H254ZM206 254H208V255H210L209 253H206ZM214 254V253H213ZM212 254V255H213ZM215 255V254H214ZM248 255V254H247ZM255 255V254H254ZM253 255V257H251V258H253V260H255V256ZM152 256V255H151ZM258 256H259V254H258ZM195 258V257H194ZM75 259H76V257H75ZM247 259H250V257L249 258H247ZM79 260V261H80ZM252 260V259H251ZM252 260V263H251V261L249 262V263H251V264H253V262H254V264L256 263V261H253ZM249 261V260H248ZM210 263V262H209ZM205 264H207V263H205ZM212 264H214V263H212ZM257 264V263H256Z\"/></svg>",
    "mask_w": 264,
    "mask_h": 264
}]
</instances>
